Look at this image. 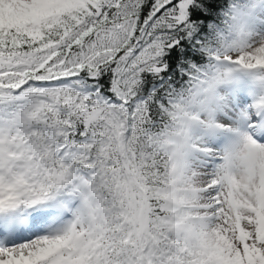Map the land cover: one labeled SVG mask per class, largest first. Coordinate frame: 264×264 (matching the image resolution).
Instances as JSON below:
<instances>
[{"label":"snow or ice","instance_id":"6c2138e0","mask_svg":"<svg viewBox=\"0 0 264 264\" xmlns=\"http://www.w3.org/2000/svg\"><path fill=\"white\" fill-rule=\"evenodd\" d=\"M0 264H264V0H0Z\"/></svg>","mask_w":264,"mask_h":264}]
</instances>
